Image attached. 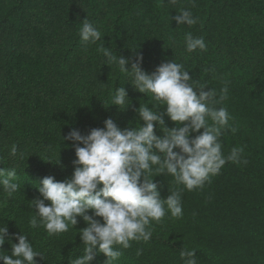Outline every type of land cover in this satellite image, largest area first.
Wrapping results in <instances>:
<instances>
[{"label": "trees", "instance_id": "trees-1", "mask_svg": "<svg viewBox=\"0 0 264 264\" xmlns=\"http://www.w3.org/2000/svg\"><path fill=\"white\" fill-rule=\"evenodd\" d=\"M182 10L197 23L179 25L173 18ZM85 19L101 33L96 44L81 41ZM188 34L202 38L207 51L189 53ZM102 46L131 62L142 55L141 68L149 75L164 63L182 64L194 90L204 86L217 99L227 84L228 99L215 105L230 116L219 142L225 158L243 148L248 161L226 163L203 190L191 192L174 177L149 176L162 199L182 193L183 217L171 218L165 205L163 221L151 222V239L130 241L129 249L117 246L123 254L112 264H185L184 247L196 251L198 264H264V0H0V169H15L13 182L20 186L7 198L0 183V230L25 235L43 257L35 264H72L82 257L80 232L88 226L82 217L54 236L30 226L37 215L31 201L43 199L42 180L63 182L75 171L76 146L63 138L73 129L82 135L104 129L107 119L122 131L144 126L140 107L166 112L152 94L134 88L131 62L122 72L107 63L98 51ZM121 87L128 94L123 108L112 105ZM164 120L169 129L177 126L166 114ZM155 134L163 136L158 123ZM18 243L6 237L0 256H11ZM106 262L99 253L89 264Z\"/></svg>", "mask_w": 264, "mask_h": 264}, {"label": "clouds", "instance_id": "clouds-1", "mask_svg": "<svg viewBox=\"0 0 264 264\" xmlns=\"http://www.w3.org/2000/svg\"><path fill=\"white\" fill-rule=\"evenodd\" d=\"M170 3L175 4L176 0H170ZM173 19L179 25L197 23L187 10H182ZM80 37L84 45L101 41V33L88 19L82 22ZM185 41L189 53L197 49L207 51L202 38L188 34ZM98 51L107 57L108 64L117 63L122 72L128 71L125 66L131 61L114 56L104 46ZM142 60V55H138L135 62H131L134 88L140 93L152 94L157 102L166 105V112L140 107L137 111L144 126L131 130L122 131L112 119L105 121L104 129H91L88 135L73 129L63 139L76 146L74 173L63 182H56L52 176L45 177L42 187L38 188L43 199L31 201L37 215L31 218L30 226L44 227L49 236L67 232L69 225L75 227L77 217L87 223L88 226L80 232L84 255L72 264H89L99 253L107 257L106 264H112L123 254L115 250L117 246L129 249L130 241L148 242L154 231L151 222L163 221L165 205L171 218L183 217L182 193L176 191L162 199L158 185L149 176L174 177L177 185H184L191 192L203 190L206 183H211V177L219 175L228 162L248 164L242 159L243 148H233L225 158L219 142L222 130L229 128L230 116L227 109L217 110L215 105L228 99L227 84L217 99L216 92L205 91L204 86L199 91L194 90L190 84L192 77L183 70L182 64L164 63L149 75L141 68ZM127 95L124 87L119 88L112 105L123 108ZM165 114L177 125L175 128L165 126ZM157 123L163 136L155 134ZM201 129L204 130L202 134L190 138L192 133H200ZM231 131L235 133L237 129L231 128ZM10 154L17 155L15 145ZM153 166H156L155 173ZM16 175L15 169H0V183L7 198L19 191L20 186L13 182ZM45 201H49L50 206H46ZM90 211L93 215H88ZM97 217L102 218L103 223ZM6 237L9 241L15 238L19 243L12 244L11 256H0L3 264H35L36 257L43 258L33 250L25 235L11 237L5 227L0 230V246L5 244ZM141 254L142 251L137 252V255ZM180 258L185 264H198L195 250L184 247Z\"/></svg>", "mask_w": 264, "mask_h": 264}]
</instances>
